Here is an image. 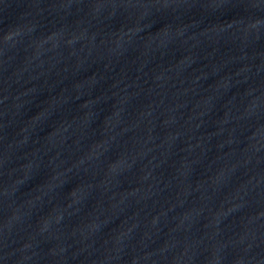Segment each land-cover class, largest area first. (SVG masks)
Segmentation results:
<instances>
[{
  "label": "water",
  "instance_id": "95a60500",
  "mask_svg": "<svg viewBox=\"0 0 264 264\" xmlns=\"http://www.w3.org/2000/svg\"><path fill=\"white\" fill-rule=\"evenodd\" d=\"M0 264H264V0H0Z\"/></svg>",
  "mask_w": 264,
  "mask_h": 264
}]
</instances>
